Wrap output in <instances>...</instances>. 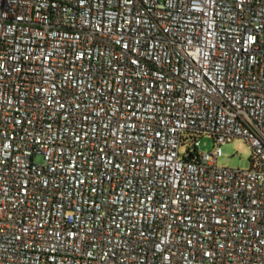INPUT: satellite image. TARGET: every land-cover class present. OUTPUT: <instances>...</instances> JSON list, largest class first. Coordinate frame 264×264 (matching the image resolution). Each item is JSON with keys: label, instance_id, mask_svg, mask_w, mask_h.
I'll list each match as a JSON object with an SVG mask.
<instances>
[{"label": "built area", "instance_id": "2783aa9c", "mask_svg": "<svg viewBox=\"0 0 264 264\" xmlns=\"http://www.w3.org/2000/svg\"><path fill=\"white\" fill-rule=\"evenodd\" d=\"M0 264H264V0H0Z\"/></svg>", "mask_w": 264, "mask_h": 264}, {"label": "rangeland", "instance_id": "374dc122", "mask_svg": "<svg viewBox=\"0 0 264 264\" xmlns=\"http://www.w3.org/2000/svg\"><path fill=\"white\" fill-rule=\"evenodd\" d=\"M200 150L205 153L215 149V142L212 138L204 136L199 139ZM253 149L243 138H236L232 142L222 146V156L218 159L219 167L232 169L249 170L253 164ZM39 162V159L37 160Z\"/></svg>", "mask_w": 264, "mask_h": 264}]
</instances>
